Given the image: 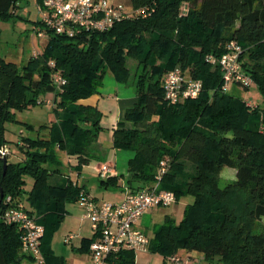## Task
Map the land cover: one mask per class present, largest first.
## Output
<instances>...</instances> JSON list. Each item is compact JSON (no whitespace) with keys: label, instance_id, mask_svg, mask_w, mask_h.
Here are the masks:
<instances>
[{"label":"trees","instance_id":"16d2710c","mask_svg":"<svg viewBox=\"0 0 264 264\" xmlns=\"http://www.w3.org/2000/svg\"><path fill=\"white\" fill-rule=\"evenodd\" d=\"M19 1L0 0V21L16 16ZM133 4L134 9H146L148 17L124 19L110 30L74 38L49 30L40 20V29L49 34L42 54L23 66L0 56V148L9 142L8 123H20L25 131L16 141L17 152L10 150L15 156L6 157L5 172L0 157V264H22L26 256L17 226L2 219L8 207L26 200L28 211L45 227L43 251L48 227L60 225L66 202L78 201L81 191L88 193L73 181L58 184L51 178L61 174L60 151L77 156L80 165L93 159L101 113L79 101L98 92L107 70L120 83L133 85L138 97L113 136L115 148L134 152L126 188L137 192L152 187L161 161L170 158L160 189L174 191L177 200L187 195L195 199L181 221L166 216L149 250L165 258L180 250L196 251L207 264H264V233L253 230L264 218V107L249 106L223 90L220 67L206 61L208 54L220 57L229 41H239L243 69L264 95V0H133ZM130 61L136 64L134 74ZM177 67L201 80L203 90L198 98L171 104L164 78ZM57 72L67 80L62 87L54 82ZM43 105L51 106L55 119L47 123L18 119V112ZM45 129L48 136L42 134ZM225 166L236 168L237 174L222 188L219 177ZM30 179L33 185L28 190ZM102 183L117 186L118 178ZM115 263L138 264L130 250L120 252Z\"/></svg>","mask_w":264,"mask_h":264},{"label":"built area","instance_id":"2783aa9c","mask_svg":"<svg viewBox=\"0 0 264 264\" xmlns=\"http://www.w3.org/2000/svg\"><path fill=\"white\" fill-rule=\"evenodd\" d=\"M150 13L144 8H136L128 12L124 7L116 5L111 0H43L40 3V19L43 25L57 34L78 37L88 32H104L112 29L118 22L134 17H148ZM38 36L47 39L49 34L39 30ZM243 46L233 39L226 45V51L220 56L208 54L206 61L218 65L223 73L222 89L228 91L232 83H240L249 87L253 78L244 71L242 64ZM54 66V63L51 64ZM54 82L62 87L66 78L57 72ZM166 98L171 104H180L187 99L198 98L203 90V82L186 76L177 67L166 73L164 78ZM249 106H256L246 100ZM51 102L48 100L47 104ZM10 154L7 144L0 148V157ZM170 158L161 161L157 182L150 188L137 192L127 189L124 199L119 202L100 201L86 191H81L78 204L85 211V217L91 221L95 239L90 244L94 264H116L115 258L125 250L146 252L149 250L151 238L138 227L143 215L156 207H168L176 203L174 191L160 189L159 182L168 170ZM114 174L110 164H103L98 169L102 180H107ZM12 201L11 197L7 198ZM2 219L16 225L21 233L22 250L31 255L36 264H47L42 251V239L45 227L37 222L24 202H16L8 207ZM69 236L67 241L71 240ZM165 264H189L188 260L178 253L166 258Z\"/></svg>","mask_w":264,"mask_h":264},{"label":"crops","instance_id":"0c3cea01","mask_svg":"<svg viewBox=\"0 0 264 264\" xmlns=\"http://www.w3.org/2000/svg\"><path fill=\"white\" fill-rule=\"evenodd\" d=\"M109 75L113 81L112 85H105L103 83V85L99 87V90L96 94L79 101L80 104L95 107L101 113L100 124L102 129L99 133L98 141L91 148L93 159H91L88 164L80 165L77 156H70L65 152L60 151L59 154L62 160V165L66 166L67 170H64L62 166L61 174L52 176L51 181L58 184L73 181L74 183L85 187V190L91 194L89 189L90 178L92 177L91 175L93 174V178H98L101 180L98 175V169L101 165L107 163L110 164L114 169L113 176L118 178V185L116 186L111 184L110 186L109 184H103L107 187V189L110 190L112 188L111 190L114 191L112 194H110L112 197L110 201L119 202L124 199L125 193L127 191L126 180L129 176L128 163L134 154L132 152H126L125 150H120L114 147V130L118 128L120 122L125 121L127 110L133 108L136 105L138 102V97L136 94V89L129 87L132 85L120 83L111 71ZM234 88L236 89L237 87ZM20 132L25 133L23 129H21ZM42 134L44 136H48L49 130L45 129ZM94 159H100L102 162H96L94 164ZM120 159L123 160V165L121 167H119ZM124 161L127 162L125 165ZM73 169H78L79 175H77V178L72 175ZM90 170H92V172H90ZM225 171L229 173L234 172V175L237 174V171ZM82 172L85 173L86 176H81ZM32 185L33 180L30 179L27 189H31ZM153 185L154 184H151L150 186ZM95 198L98 199L97 197ZM65 207L67 211L65 216L66 219H68V232H65L63 237L58 242L56 240L51 242L50 240H47V237H44L43 251L46 254L47 264H94L90 246L88 245L96 237L92 229L91 221L85 217V212L78 204V201L69 200L66 202ZM142 218L138 224L140 229H142L140 227ZM69 236H72V239L67 241ZM149 237L151 239L153 238L150 235ZM130 252L134 261L138 264L166 263L165 256L160 253L150 256L153 254L151 250L141 252V254H147L145 256V261L143 262L137 257L138 251ZM25 254L26 256L23 259L22 264H36L31 255L27 253ZM178 254L186 258L189 264H207L204 259V255L199 252L180 250L178 251Z\"/></svg>","mask_w":264,"mask_h":264},{"label":"rangeland","instance_id":"374dc122","mask_svg":"<svg viewBox=\"0 0 264 264\" xmlns=\"http://www.w3.org/2000/svg\"><path fill=\"white\" fill-rule=\"evenodd\" d=\"M116 5L124 7L128 12L134 11L133 0H111ZM183 11L186 13L188 11V4L184 3L182 7ZM14 17L7 21H0V56L4 57L7 61L14 62L20 66L27 64L33 56L40 55L44 52L49 39L40 38L38 36V31L40 30V1L39 0H20L19 7L17 6L14 9ZM225 37L232 38L231 34H225ZM130 67L132 68V74L135 72V62L130 61ZM110 71L107 70L104 76V84L112 85L113 81L110 77ZM188 77V75L186 74ZM134 88V86H129ZM234 87H237L236 89ZM135 89V88H134ZM231 93L241 97L242 99H248L253 102L255 105H260L264 107V95L260 91L259 86L256 82H253L249 87H246L240 83H232L228 89ZM19 120L30 122V123H47L51 119H55V115L52 113L51 106L43 105L37 106L31 110H24L18 112L17 115ZM39 121V122H36ZM23 129L22 124L20 123H8L6 137L8 139V146L10 147L11 152H17L16 141L19 138L20 131ZM263 129V127H261ZM126 152H132L130 150H125ZM19 154V153H17ZM14 157V154H9V157ZM10 157V158H12ZM16 158V157H15ZM20 158V157H19ZM102 162L100 159H94L93 163ZM119 167L123 165V160H119ZM127 162L124 161V165ZM125 167V166H124ZM64 170H67V167L63 165ZM69 169V167H68ZM225 170L237 171L236 168L225 166L219 177V185L224 188L229 183L233 182L236 178L234 172L229 173ZM73 176L77 178L78 169H73ZM92 172V170H90ZM83 174V175H82ZM81 176H86L82 172ZM89 189L91 195L98 198V200H111L112 194L114 191L107 189V187L102 183V179L93 178L91 175ZM188 177L182 178L186 180ZM111 186V185H110ZM29 187V186H28ZM114 190V189H113ZM106 192V193H105ZM27 196L24 197V199ZM194 197L192 195L181 196L178 198L176 203L168 207H156L154 209L148 210L144 214L141 222V228L148 235L154 236L155 230L158 229L161 225L165 223L166 216H172L177 222L181 221L184 217L186 206L194 202ZM26 203V200H25ZM28 205V203H27ZM70 205V204H68ZM84 211V209H83ZM85 212V211H84ZM68 219L66 216L63 218L60 225L57 226L54 230H51V227H48L47 240L51 242L56 240L57 242L63 237L64 233L68 232ZM253 230L258 233H264V218L259 222H256L253 226ZM53 244V243H52ZM150 256L157 254L152 252ZM147 254H141L138 252V259L140 261H145V256ZM158 256V255H157Z\"/></svg>","mask_w":264,"mask_h":264},{"label":"water","instance_id":"95a60500","mask_svg":"<svg viewBox=\"0 0 264 264\" xmlns=\"http://www.w3.org/2000/svg\"><path fill=\"white\" fill-rule=\"evenodd\" d=\"M6 169H7V159L4 158V172L6 171Z\"/></svg>","mask_w":264,"mask_h":264}]
</instances>
